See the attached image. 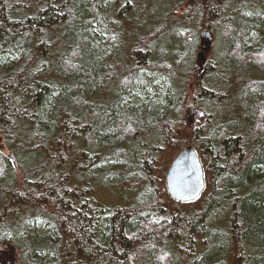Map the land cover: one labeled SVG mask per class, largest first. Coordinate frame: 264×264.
I'll list each match as a JSON object with an SVG mask.
<instances>
[{"label": "trees", "instance_id": "obj_1", "mask_svg": "<svg viewBox=\"0 0 264 264\" xmlns=\"http://www.w3.org/2000/svg\"><path fill=\"white\" fill-rule=\"evenodd\" d=\"M130 1L0 0V264H264V37L246 41L264 28V0H188L178 20L214 15L208 26L228 30L227 51L219 63H211L215 55L199 64L201 50L194 61L185 41L171 38L166 48L185 53L173 68L155 59L153 47L173 18L164 8L183 0ZM119 31L109 62L99 41ZM230 77L245 82L239 117L228 107L210 110L221 121L199 128L201 138L174 127L189 80L209 105L228 98ZM133 94L142 100L123 105ZM178 133L216 167L208 191L192 202L175 200L165 185L162 155ZM141 136L133 152L157 187L127 200L124 185L116 186L127 166L94 167L110 153L134 160L128 151ZM106 184L128 202L106 206L90 194ZM39 220L48 233L31 231Z\"/></svg>", "mask_w": 264, "mask_h": 264}, {"label": "rangeland", "instance_id": "obj_2", "mask_svg": "<svg viewBox=\"0 0 264 264\" xmlns=\"http://www.w3.org/2000/svg\"><path fill=\"white\" fill-rule=\"evenodd\" d=\"M132 1L133 0H131L130 3ZM181 3H183V4L178 5L176 8H171V6L164 8L165 12H167L168 14H171V16L173 18H171V20L167 23V27L161 31V33L158 36V37L161 36L159 38L160 40H158L153 47L155 59H160L166 64V66L173 68L176 64V62L174 61L176 58H174V57L177 56V54L179 52H182V51H179V52H177V51L175 52V50L170 51V48H166V46L168 45V42L171 41L170 40L171 38H180L182 40V42L185 41L183 46L189 50L188 53L191 55L193 52V58L192 59L194 61H195V56L197 54V50L198 51L201 50L200 46H202L203 44L211 45L206 51H203L204 52L203 56H200L198 54V63L199 64H204L203 62H205L208 58L215 56V55H217V56L214 60L211 61V63L216 64L218 61L220 62L221 60H223V56L225 55V52L227 51V45L226 44H227L228 37H226L225 34L228 32V30L223 29L220 25H217L218 29L210 28L208 26L209 23H211L212 21L215 20L214 15H212V18L207 19V17L204 18L203 16L196 14V15H199V17L198 16H191L190 20L181 22V20H178L181 9L184 7V5H186V8H190L188 0H183ZM135 7L138 9H141L142 5H140V2H138V3H135ZM145 10L147 12V8H145ZM148 12L156 13L157 10L154 9V7L152 6L148 10ZM144 14H145V12L142 9L141 15L144 16ZM223 22L225 23L224 19H223ZM126 23H128V20L126 21ZM186 26H187V30H185ZM130 27H132L131 24H130ZM206 28L210 29L211 33L202 41L201 31H202V29H206ZM120 30H123L122 26L120 27ZM149 32L150 31H144V32L140 33L138 38L136 37V39H133L134 43H136L137 39L142 40V38L145 35H147ZM113 33H114L113 36H112V34L110 36L107 34H106L107 36L103 35V38H101V40L99 41L101 43V47L106 52V57H107L109 62L115 60L116 56L118 55L117 51L115 52V50L113 49L114 42L112 41V39L115 38V40H117L118 42L120 41V43L122 40V33L120 31L119 32H113ZM186 37L189 39H187ZM262 37H264V28L259 25L254 30L251 31V34L249 36L246 37L247 38L246 41H247V43L256 44V43L260 42ZM110 38H112V39H110ZM161 40L163 41V43L161 44L163 46L161 48L164 51H162L160 49V47L158 46V44H160L162 42ZM140 44L142 45V43H140ZM193 45L195 47L194 51L192 48ZM179 49H182V48L180 47ZM190 50H192V51H190ZM118 52H119V50H118ZM102 53H104V52H102ZM178 57H179V60L183 61L185 59V53L182 52V54ZM15 59H16V57H14V60ZM242 61L243 62H245V61L250 62V60L247 58L242 59ZM8 62H10V61H8ZM184 63H186V62H184ZM201 66L199 68H201ZM124 67H125V65L123 64V68H122L123 70H124ZM224 68H226L225 74L230 75L229 72H232L231 68H229L228 66H225ZM126 70H128L127 67H126ZM106 71L108 74L111 73L113 71V64H109V67H107ZM260 71H262V70H260ZM200 72H201L200 73L201 74V77H200L201 83H203V82L206 83L207 77H204V76H207L208 72L205 75L203 74L205 72V68H204V70H202ZM262 72L264 74V70ZM250 73H251V71L249 69L245 70V72H244V74H246L245 77L248 78ZM126 74L127 73H125V72H124V74L122 73V75L120 76V80ZM233 74H234V72L231 75H233ZM224 78H227V75H225ZM229 79H230V81H229L230 88L226 92L227 95L225 94L226 96H228V98L226 99V98L222 97L219 101L218 100L215 101L216 102L215 104L209 103V105H208V102H210V101L208 100V98L198 95L199 90H200L199 83L196 82L195 78H192L191 81L189 80L188 86L186 89V98H187L186 103L187 104H185V103L182 104V108L180 110H178L179 106L177 104V114H176L177 118L175 120L176 125L174 127L176 129H179V131H183L182 128H184L185 126L187 128L193 129L194 131L198 130L196 132V137L199 138V134H200V138H201L202 136H201V131L199 130V128L206 131L207 127L209 126V123L213 122L214 124H218V122L221 121V120L220 121L219 120L214 121L213 117H212L213 115L211 114L210 110H216V109L220 110V109L228 107V108H231L234 111V113L239 117L243 112L239 91L245 85V82H239V80L236 79L235 77H230ZM246 79H245V81H246ZM263 79H264V76L262 79H259V80H263ZM168 81H169V79L167 80V82ZM158 83H162V82L158 81ZM162 84H164V82ZM168 86H169V84L165 82V87H163L165 92L168 89ZM255 90L258 91L257 88ZM102 96H103V94H102ZM171 97H173V95H170V98ZM198 97H199L200 103L196 102V99ZM141 100H142V95L133 94L130 99L124 100L123 105H125L126 103L138 104ZM152 134L153 133H149L148 136H150ZM177 136H179V133L177 135L172 136L173 140L176 142V145L169 146L168 149L166 150V152L164 151L163 155H162V158H164L163 162H164V166H165V172H164L165 185H166V171H167V168L169 166L171 159L173 158V155H175L179 151V149L187 143L183 140L176 139ZM142 139H144L143 136H141V139H137L136 140L137 142L134 143L130 147V151H128L129 152L128 159H131L130 156L132 154H133V157L136 156L135 151L133 152V150L140 148V145L138 142H139V140L141 141ZM196 148L198 151L200 150L199 145H197ZM202 148L206 149L205 144H202ZM6 151L7 150L5 149L4 152H6ZM200 151H201V157H203L202 149ZM6 153H8V151ZM23 156L29 158L28 154L23 155ZM139 157H141V154L137 155L134 158V160L132 159L128 163L127 160H125L124 158L123 159L117 158L113 153L106 154V157L99 163V165L95 166L94 169L95 168L100 169L101 171H99V172H102V171L107 172V171L115 170L120 165H121V167L122 166L124 167V165L127 166V172H126L127 177L124 176L123 179L117 180L119 182V184L116 186H119L121 184L124 185V191L123 192H124L125 199H127V200H131L135 196H137L138 198L139 197L142 198L144 195L151 193V191H153V189L157 187V184L153 181L148 180L147 172L145 170L141 169L139 166ZM30 159H31V157H30ZM202 160H203V162L205 161L203 158H202ZM208 162L211 165L212 161L210 160ZM208 162L206 161V163L204 162V164L207 168V170H206L207 177L210 178L213 174H215L216 167L214 165H211V167L208 168L206 165V164H208ZM17 163H18V159L15 156V164L17 166L16 169H18ZM81 177L82 176L80 174H77V175H75L74 179H80ZM112 177H114V176L112 175ZM86 178H85V181H87ZM110 181H113V179ZM100 182H102V181H100ZM166 187H167V185H166ZM209 188H210V184H208V189ZM90 194L92 196L96 197L97 199H99L100 201H102L100 203H102L106 206L107 205H115V204H117V202H121L120 194L117 193V190L113 184L102 185V186H99L98 188H97V186H95V187H93ZM170 196L172 197L171 194H170ZM127 200H124L121 203L128 202ZM177 201H179V200H177ZM106 202H112V203H106ZM180 202H192V201H180ZM224 207H225V204L218 206L219 215L224 211ZM214 215H215V212H214ZM30 226H29V228L30 229L32 228L31 231L33 230L34 231V232L32 231L33 233L36 232V233H42V234L48 233L50 228H51V227L48 228V226L46 225L44 220H39L35 223H31ZM176 251L177 250H173L174 257H176ZM173 264H179V261H177L175 259Z\"/></svg>", "mask_w": 264, "mask_h": 264}, {"label": "water", "instance_id": "obj_3", "mask_svg": "<svg viewBox=\"0 0 264 264\" xmlns=\"http://www.w3.org/2000/svg\"><path fill=\"white\" fill-rule=\"evenodd\" d=\"M13 159V154L10 156ZM168 189L178 199L197 197L205 187L201 158L193 144L186 145L176 156L166 173Z\"/></svg>", "mask_w": 264, "mask_h": 264}, {"label": "bare ground", "instance_id": "obj_4", "mask_svg": "<svg viewBox=\"0 0 264 264\" xmlns=\"http://www.w3.org/2000/svg\"><path fill=\"white\" fill-rule=\"evenodd\" d=\"M111 30H112V29H111ZM210 33H211V31H210L208 28H206V29H202V31H201V38H202V41H203V39H205ZM202 36H204L205 38H203ZM110 39H111V38H110ZM38 116H39V115H38ZM173 159H174V157L171 159V161H170V163H169V166H168V168H167V171H168V169L170 168V166L172 165ZM12 160L15 162V156H14V159H12ZM202 164H203V161H202ZM203 169H204V164H203ZM167 171H166V173H167ZM204 179H205V186H206L205 171H204ZM166 185H167V189H168L167 177H166ZM204 189H205V187H204ZM204 189L201 191V193H200L197 197H199V196L203 193ZM168 191H169V193L172 195V193L170 192L169 189H168ZM172 197H173L174 199H176V200H180V201H193V200H195V199L197 198V197H195V198H193V199L184 200V199H178V198L174 197L173 195H172ZM5 206H6V205H5ZM5 206H4V207H5Z\"/></svg>", "mask_w": 264, "mask_h": 264}, {"label": "flooded vegetation", "instance_id": "obj_5", "mask_svg": "<svg viewBox=\"0 0 264 264\" xmlns=\"http://www.w3.org/2000/svg\"><path fill=\"white\" fill-rule=\"evenodd\" d=\"M202 37L205 38L204 36H202ZM203 164H204V163H203ZM204 171H205V178H206V186H205V189H204L203 192L206 193V191H208V184H209L210 181H211V177H210V178L207 177V173H206V170H205V164H204Z\"/></svg>", "mask_w": 264, "mask_h": 264}]
</instances>
